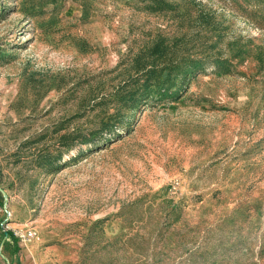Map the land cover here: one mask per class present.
<instances>
[{
  "label": "rangeland",
  "instance_id": "1",
  "mask_svg": "<svg viewBox=\"0 0 264 264\" xmlns=\"http://www.w3.org/2000/svg\"><path fill=\"white\" fill-rule=\"evenodd\" d=\"M164 1L0 0V253L264 264V0Z\"/></svg>",
  "mask_w": 264,
  "mask_h": 264
},
{
  "label": "trees",
  "instance_id": "2",
  "mask_svg": "<svg viewBox=\"0 0 264 264\" xmlns=\"http://www.w3.org/2000/svg\"><path fill=\"white\" fill-rule=\"evenodd\" d=\"M174 5H171V4H169V3H167V2H165L164 0H152V4H151V6L149 7V10L151 11V12H157V11H159V12H162V11H170V10H172V9H174ZM204 65H205V62L203 61V60H201V59H199L198 61H197V63H195L194 61L192 62V66L194 67V69H195V67L197 66V69L198 70H200V69H204ZM219 67V66H218ZM201 70V71H202ZM193 71L194 70H192V72H190V70H185L183 73H182V77H183V79L185 80V79H188L191 75H193L192 73H193ZM182 79V80H183ZM180 92V90L178 89V90H176L175 92H170V87H166V88H159L157 91H156V95L158 96V97H160V98H174L175 97V95H177L178 93ZM143 95V97H144V99H143V103H148V97H149V95H150V92H148V91H145L144 92V94H142ZM142 101L140 100L139 101V103H141ZM70 149V146H68V150ZM0 195H1V193H0ZM3 204H1V202H0V206H2ZM13 237V234L11 233V232H7V238H10V237ZM5 245H7V247H10V246H8V244L5 242ZM11 245V251H12V254H15V253H18L19 251H20V247H19V245H18V243H17V241L15 242V244H10Z\"/></svg>",
  "mask_w": 264,
  "mask_h": 264
},
{
  "label": "crops",
  "instance_id": "3",
  "mask_svg": "<svg viewBox=\"0 0 264 264\" xmlns=\"http://www.w3.org/2000/svg\"><path fill=\"white\" fill-rule=\"evenodd\" d=\"M6 248L5 253H0V264H37L35 261H32L29 257H27L24 249L18 253L12 254L11 245ZM31 251V248H30Z\"/></svg>",
  "mask_w": 264,
  "mask_h": 264
},
{
  "label": "built area",
  "instance_id": "4",
  "mask_svg": "<svg viewBox=\"0 0 264 264\" xmlns=\"http://www.w3.org/2000/svg\"><path fill=\"white\" fill-rule=\"evenodd\" d=\"M17 236L20 238L21 241L26 242L27 240H31L34 236V233L31 231H28L26 233H18Z\"/></svg>",
  "mask_w": 264,
  "mask_h": 264
}]
</instances>
